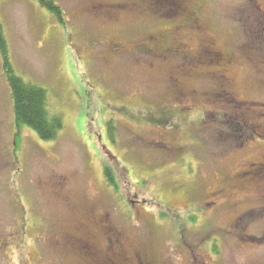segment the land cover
<instances>
[{"label":"rangeland","instance_id":"374dc122","mask_svg":"<svg viewBox=\"0 0 264 264\" xmlns=\"http://www.w3.org/2000/svg\"><path fill=\"white\" fill-rule=\"evenodd\" d=\"M54 1L0 0L63 124L19 131L0 55V264H264V0Z\"/></svg>","mask_w":264,"mask_h":264},{"label":"trees","instance_id":"16d2710c","mask_svg":"<svg viewBox=\"0 0 264 264\" xmlns=\"http://www.w3.org/2000/svg\"><path fill=\"white\" fill-rule=\"evenodd\" d=\"M39 4L46 7L60 23H64L62 9L55 3L54 0H37ZM148 4L150 10L161 17H166L170 9L175 8V13L178 12L177 0H144ZM174 13V14H175ZM0 55L2 58V67L10 88L14 119L17 128L27 126L34 130L39 137L44 141L55 140L63 124L60 118H51L47 110V95L46 91L26 84L20 77L15 74L12 63L10 61L7 41L4 35L3 27L0 23ZM264 167V166H263ZM105 176L110 187H113L115 192H118L119 186L111 169H105ZM192 222H196V217L191 218ZM116 247V245H112ZM213 251L219 253L217 247ZM112 263V262H110ZM139 264H143L139 262Z\"/></svg>","mask_w":264,"mask_h":264},{"label":"flooded vegetation","instance_id":"af4514ba","mask_svg":"<svg viewBox=\"0 0 264 264\" xmlns=\"http://www.w3.org/2000/svg\"><path fill=\"white\" fill-rule=\"evenodd\" d=\"M175 34H176V35H175V40H176V42L180 44V47H181V48L184 47V48L186 49L187 47L185 46L184 43H182V40H181L180 37H179V30H176V31H175ZM154 42H155V41H154ZM158 42H160V41L158 40ZM178 51H179V52H182L183 49H178ZM165 54H169V55H170V51L168 50L167 53H165ZM212 54H214V53H212ZM165 56H167V55H165Z\"/></svg>","mask_w":264,"mask_h":264}]
</instances>
